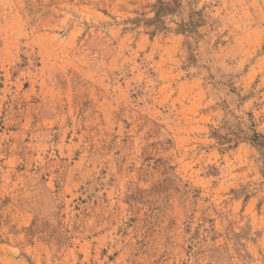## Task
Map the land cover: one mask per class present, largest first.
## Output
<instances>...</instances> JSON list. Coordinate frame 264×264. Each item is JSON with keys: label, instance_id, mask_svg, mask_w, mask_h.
<instances>
[{"label": "rangeland", "instance_id": "obj_1", "mask_svg": "<svg viewBox=\"0 0 264 264\" xmlns=\"http://www.w3.org/2000/svg\"><path fill=\"white\" fill-rule=\"evenodd\" d=\"M0 264H264V0H0Z\"/></svg>", "mask_w": 264, "mask_h": 264}]
</instances>
